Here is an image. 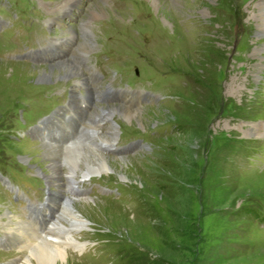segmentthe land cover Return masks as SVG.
I'll return each instance as SVG.
<instances>
[{"label":"rangeland","instance_id":"1","mask_svg":"<svg viewBox=\"0 0 264 264\" xmlns=\"http://www.w3.org/2000/svg\"><path fill=\"white\" fill-rule=\"evenodd\" d=\"M124 1L29 0L51 38L63 40L38 64L4 58L9 45L1 35L0 173L20 190H36L32 174L51 173L54 161L50 154L51 162L43 158L47 136L38 117L64 102L63 89L87 73L86 65L108 75L100 86L112 80L110 64L121 58L112 55L98 66L94 55L124 53L114 69L148 101L124 104L133 117L115 112L126 130L119 144L138 132L145 141L134 151L106 155L117 170L114 161L127 157L119 170L124 179L113 170L91 179L99 185L83 183L96 189L94 202L74 203L86 221L74 236L86 247L68 248L69 258L75 264H264L263 0ZM18 26L5 34L23 40L29 31ZM135 65L144 67L142 76L130 73ZM109 84L126 87L118 77ZM53 116L48 125L59 126L61 111ZM5 184L0 180V216L11 211L24 220L26 205L16 204ZM61 220L69 223L65 215ZM9 243L0 247V261H24L29 252L19 241Z\"/></svg>","mask_w":264,"mask_h":264},{"label":"bare ground","instance_id":"2","mask_svg":"<svg viewBox=\"0 0 264 264\" xmlns=\"http://www.w3.org/2000/svg\"><path fill=\"white\" fill-rule=\"evenodd\" d=\"M259 15L263 21L262 25L260 26H263L264 0L263 2L259 3ZM77 62H79V60ZM72 68L70 67L69 71L66 73H72ZM74 74L79 76L80 71L78 70L77 73ZM94 108L95 110L93 115L96 116V114H99L100 111L104 110L106 107L100 106ZM109 108H112L115 112H123V114H125V116H127L128 118L133 117L135 114L130 107L125 108L119 105ZM252 133L253 128L248 130V134L251 135ZM112 137V133L100 134L96 137L94 143H76L72 144V147L60 146L55 143L52 138H45L42 140L41 148L44 151L43 158L49 159L50 162L52 161L51 157L46 156L50 154V156H53L54 158V161H52V165H49V171H51V173H44V177L47 179V181L51 183L53 190L50 202L53 205L52 207L54 208V211L50 212L49 215L50 219H52L53 221V226L56 227L53 229L54 234L50 233L49 236H41L39 232L31 226L27 219L23 220L22 218H16L15 214H13L11 211L3 212L0 216L4 218V220L0 222V224L3 226V236H5V239L7 237L6 240L8 242L19 241V244L17 245H19L20 248H24L29 252V255H24V261L18 258L14 264L76 263L71 258H69L67 254V249L72 248V250H75L78 253L84 247H86V243L78 240V238L74 236V232L77 231L79 227H82L80 224L84 225L86 221L82 217H80L81 214L74 208V203L75 201H85L82 203L87 204V201L92 202L93 200L94 202V198L83 199L78 198L77 196H74L72 194L65 195L62 191V188L68 186L71 181L75 180V178L84 177L92 174L100 176L101 174L107 173L108 171L114 173L113 170H115V173L119 176V178L124 179L126 177L123 173L120 174L119 170L120 168L123 169V164L128 161L127 157L124 158L121 156L118 157L119 159L115 161L113 160L117 164L119 170L116 169V165L113 166L114 169H112L109 166L111 165L110 163L112 160L108 159L105 154L101 153L98 150V144L96 143L97 141L101 143L110 142ZM69 143H72V141H69ZM81 158H83V161L81 160ZM80 160L81 162H83V169H81L79 166ZM63 167L67 168L66 172H63ZM68 173L74 174L76 175V177L69 180L65 179L66 183L61 182L62 178L64 177V174ZM63 215L69 217L68 224L62 222L61 219ZM13 218H16L18 220L14 221L15 219L13 220ZM58 226H61L63 229L67 228L68 232H66L65 236L62 237L61 235H59L60 231L63 230H61ZM16 249L18 250V248Z\"/></svg>","mask_w":264,"mask_h":264}]
</instances>
